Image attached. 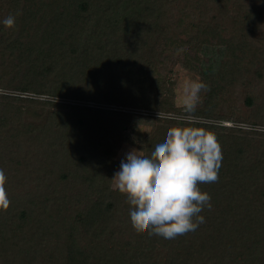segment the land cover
Listing matches in <instances>:
<instances>
[{
    "label": "trees",
    "instance_id": "trees-1",
    "mask_svg": "<svg viewBox=\"0 0 264 264\" xmlns=\"http://www.w3.org/2000/svg\"><path fill=\"white\" fill-rule=\"evenodd\" d=\"M176 63L207 86L194 111L166 81ZM138 110L154 121L141 139ZM185 124L221 145L218 181L199 185L211 210L173 239L138 234L118 151L149 156ZM0 169V264H264V0H0Z\"/></svg>",
    "mask_w": 264,
    "mask_h": 264
},
{
    "label": "clouds",
    "instance_id": "clouds-1",
    "mask_svg": "<svg viewBox=\"0 0 264 264\" xmlns=\"http://www.w3.org/2000/svg\"><path fill=\"white\" fill-rule=\"evenodd\" d=\"M15 27V17L3 20ZM206 85L193 82L186 86L185 107L194 111L199 93ZM158 117L165 114L158 112ZM222 150L216 136L191 124L167 130L149 156L133 149L126 153L113 178L115 188L126 197L131 225L138 234L173 239L195 231L205 222L201 213L211 210V195L199 185L219 179ZM5 173L0 169V209L6 211L10 200L5 190Z\"/></svg>",
    "mask_w": 264,
    "mask_h": 264
},
{
    "label": "rangeland",
    "instance_id": "rangeland-1",
    "mask_svg": "<svg viewBox=\"0 0 264 264\" xmlns=\"http://www.w3.org/2000/svg\"><path fill=\"white\" fill-rule=\"evenodd\" d=\"M223 54V48L221 47H213L205 50V64H204V70L207 71H215L216 68L218 67L221 57ZM172 70L166 73V81L168 83V86H170L174 92L175 95V101L176 104L180 107L185 108V99H186V92L185 88L186 86L192 84L193 82H200V75L197 73H193L186 68L182 67L181 64L176 63V64H170ZM204 98V91H201L199 93V101L196 105V107H199L201 105V101ZM234 99V98H232ZM233 101V102H232ZM231 102L235 104V106L244 112H248V106H246L243 103V100H232ZM79 104H87L91 106H96V107H101V108H111L114 110H129L133 111L129 107H123V106H115V105H108V104H103V103H92L88 104L87 102H78ZM185 111V110H184ZM149 111H143V110H138L134 114V117L132 119L131 125H130V131L133 132V134L138 138L141 139L153 126V119L152 116L148 114ZM158 112H152L154 115L158 116ZM162 112V111H161ZM165 114L166 117H177L179 118L180 116H194L191 114H180V115H175L173 113H167V112H162ZM191 118V117H190ZM195 118V117H192ZM196 119H200L199 117ZM230 123V124H227ZM224 124L227 125H232L235 123L232 120L224 121ZM247 127V126H244ZM137 150L139 153L141 151L136 147L131 144L125 143L122 145V147L119 149L118 154L116 156V172L120 168V163L122 160L126 158V153H128L131 150ZM142 154V153H141ZM114 184V183H113ZM115 186V184H114Z\"/></svg>",
    "mask_w": 264,
    "mask_h": 264
},
{
    "label": "built area",
    "instance_id": "built-area-1",
    "mask_svg": "<svg viewBox=\"0 0 264 264\" xmlns=\"http://www.w3.org/2000/svg\"><path fill=\"white\" fill-rule=\"evenodd\" d=\"M191 119H192V118H191ZM227 124H230V123L227 122Z\"/></svg>",
    "mask_w": 264,
    "mask_h": 264
}]
</instances>
